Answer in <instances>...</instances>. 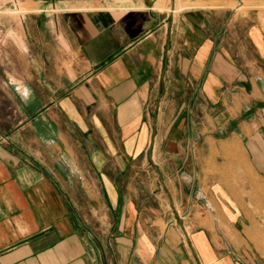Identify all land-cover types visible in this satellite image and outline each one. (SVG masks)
Returning a JSON list of instances; mask_svg holds the SVG:
<instances>
[{"label": "crops", "instance_id": "crops-1", "mask_svg": "<svg viewBox=\"0 0 264 264\" xmlns=\"http://www.w3.org/2000/svg\"><path fill=\"white\" fill-rule=\"evenodd\" d=\"M182 1L0 0V264H264V0Z\"/></svg>", "mask_w": 264, "mask_h": 264}, {"label": "rangeland", "instance_id": "rangeland-1", "mask_svg": "<svg viewBox=\"0 0 264 264\" xmlns=\"http://www.w3.org/2000/svg\"><path fill=\"white\" fill-rule=\"evenodd\" d=\"M177 9H183L188 5L187 2H184L182 0H177ZM250 3H248L247 0L240 1L238 4L239 11H247L249 9ZM254 6H257L256 8H253V10H257L264 8V2H261L260 4H256ZM252 15V14H251ZM255 16V15H253ZM260 18L263 19V15L260 14ZM240 34L243 36L244 34ZM254 57H256V53H254ZM239 167H240V174L236 177L237 181V189L233 192L236 198L238 199V202L242 204V208L244 211L247 212V216L253 217V219H256L258 224H256V227L254 230L256 231V234L259 237L252 238L249 240H243L245 242V245L248 247L254 249L255 252H259L261 256L257 255L258 259L264 261V181L259 178L256 175H251L248 172L247 167L244 165V163L241 160H238ZM141 165L148 166L150 169L148 172L142 171L138 178V182L142 184V187L144 189L142 198L145 200H153L157 199L155 195H158L163 200H168L169 195L167 194V188L163 187L160 182L157 180V174L155 171L149 166V163L147 159L144 157L141 160ZM161 183H165L163 177L161 180ZM247 184V187L245 185ZM150 188L153 189V191H150ZM170 190V189H169ZM167 206V205H166ZM176 215H182L185 211V208L183 206H175L174 207ZM175 217V214H174Z\"/></svg>", "mask_w": 264, "mask_h": 264}, {"label": "water", "instance_id": "water-1", "mask_svg": "<svg viewBox=\"0 0 264 264\" xmlns=\"http://www.w3.org/2000/svg\"><path fill=\"white\" fill-rule=\"evenodd\" d=\"M161 180V179H160Z\"/></svg>", "mask_w": 264, "mask_h": 264}]
</instances>
